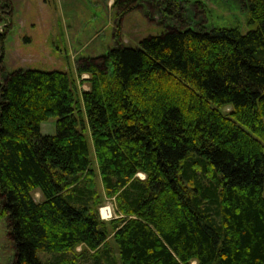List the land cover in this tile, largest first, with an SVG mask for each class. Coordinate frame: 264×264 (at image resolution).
<instances>
[{
  "label": "trees",
  "instance_id": "1",
  "mask_svg": "<svg viewBox=\"0 0 264 264\" xmlns=\"http://www.w3.org/2000/svg\"><path fill=\"white\" fill-rule=\"evenodd\" d=\"M239 1L246 30L170 25L83 57L87 89L63 69L0 78L10 264H264V0Z\"/></svg>",
  "mask_w": 264,
  "mask_h": 264
},
{
  "label": "rangeland",
  "instance_id": "2",
  "mask_svg": "<svg viewBox=\"0 0 264 264\" xmlns=\"http://www.w3.org/2000/svg\"><path fill=\"white\" fill-rule=\"evenodd\" d=\"M181 1L185 3L183 15L174 19L164 16L155 0H131L123 11L115 0H0V32H4L0 78L20 67L63 69L74 73L79 90L87 89L89 73L78 75L77 66L83 57L105 53L117 41L137 45L142 37L170 25L183 27L200 22L207 27L248 28L246 10L239 0ZM198 1L202 6H197ZM55 119L51 116L43 121L42 131L53 132ZM98 187L102 190L99 181ZM34 196L41 199L38 190ZM102 198L98 212L101 218L109 220L116 216L114 202L105 194ZM103 208L108 211L102 212ZM109 239L113 242L111 236ZM80 248L77 245L75 250ZM44 255V251L39 252L40 257ZM12 258L7 220L0 217V264H10Z\"/></svg>",
  "mask_w": 264,
  "mask_h": 264
},
{
  "label": "bare ground",
  "instance_id": "3",
  "mask_svg": "<svg viewBox=\"0 0 264 264\" xmlns=\"http://www.w3.org/2000/svg\"><path fill=\"white\" fill-rule=\"evenodd\" d=\"M106 209H107V208H106ZM106 209L103 208V209H102V212H104ZM107 211H108V209H107ZM107 211H106V213H107Z\"/></svg>",
  "mask_w": 264,
  "mask_h": 264
}]
</instances>
